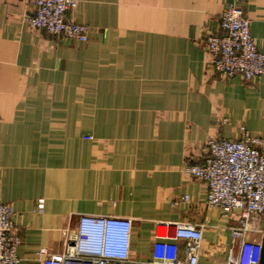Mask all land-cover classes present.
<instances>
[{
  "label": "crops",
  "instance_id": "1",
  "mask_svg": "<svg viewBox=\"0 0 264 264\" xmlns=\"http://www.w3.org/2000/svg\"><path fill=\"white\" fill-rule=\"evenodd\" d=\"M234 1L81 0V43L31 28L33 0H0V202L15 211L20 264L61 254L84 215L131 219L136 262L182 223L202 227L200 264H227L238 221L184 166L242 126L264 138V75L222 78L205 44ZM244 6L264 50V0ZM263 237L264 224L247 240Z\"/></svg>",
  "mask_w": 264,
  "mask_h": 264
},
{
  "label": "built area",
  "instance_id": "2",
  "mask_svg": "<svg viewBox=\"0 0 264 264\" xmlns=\"http://www.w3.org/2000/svg\"><path fill=\"white\" fill-rule=\"evenodd\" d=\"M245 2L235 0L230 4L220 17V34L205 39L214 70L225 79L242 76L252 81L264 75V50L252 36ZM80 3L81 0H33L34 10L27 22L31 28L61 39L86 43L89 26L71 19ZM184 170L206 183L208 206L238 221L232 229L234 248L228 254L227 264H261L263 244L247 240V236L260 232L264 224V138L252 136L244 126L237 140L210 138L202 161L188 160ZM37 210L43 212L44 199L39 201ZM14 217L13 207L0 202V264H20L18 248L22 239ZM132 235L133 221L129 218L80 216L77 233L73 237L66 235L61 254L39 251L41 264H200L202 227L176 224L167 239L154 242L150 262L131 258ZM180 240L185 242L183 250Z\"/></svg>",
  "mask_w": 264,
  "mask_h": 264
},
{
  "label": "water",
  "instance_id": "3",
  "mask_svg": "<svg viewBox=\"0 0 264 264\" xmlns=\"http://www.w3.org/2000/svg\"><path fill=\"white\" fill-rule=\"evenodd\" d=\"M263 252H262V259H261V264H264V237H263Z\"/></svg>",
  "mask_w": 264,
  "mask_h": 264
}]
</instances>
